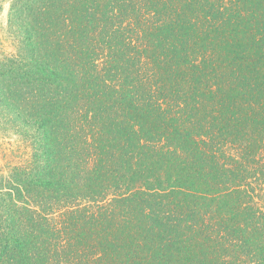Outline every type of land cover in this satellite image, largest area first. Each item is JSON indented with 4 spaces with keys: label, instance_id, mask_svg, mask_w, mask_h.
I'll return each mask as SVG.
<instances>
[{
    "label": "trees",
    "instance_id": "16d2710c",
    "mask_svg": "<svg viewBox=\"0 0 264 264\" xmlns=\"http://www.w3.org/2000/svg\"><path fill=\"white\" fill-rule=\"evenodd\" d=\"M0 264H264V0H11Z\"/></svg>",
    "mask_w": 264,
    "mask_h": 264
},
{
    "label": "rangeland",
    "instance_id": "374dc122",
    "mask_svg": "<svg viewBox=\"0 0 264 264\" xmlns=\"http://www.w3.org/2000/svg\"><path fill=\"white\" fill-rule=\"evenodd\" d=\"M11 0H0V56L12 51L13 42L8 38V11ZM26 147L11 133L0 131V171L6 172L29 157Z\"/></svg>",
    "mask_w": 264,
    "mask_h": 264
}]
</instances>
